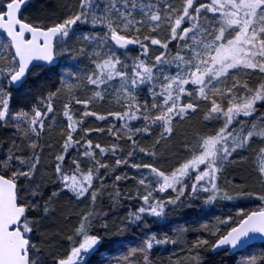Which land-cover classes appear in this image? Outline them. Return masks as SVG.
Here are the masks:
<instances>
[{
    "label": "snow or ice",
    "instance_id": "6c2138e0",
    "mask_svg": "<svg viewBox=\"0 0 264 264\" xmlns=\"http://www.w3.org/2000/svg\"><path fill=\"white\" fill-rule=\"evenodd\" d=\"M0 129V264H264V0H0Z\"/></svg>",
    "mask_w": 264,
    "mask_h": 264
},
{
    "label": "trees",
    "instance_id": "16d2710c",
    "mask_svg": "<svg viewBox=\"0 0 264 264\" xmlns=\"http://www.w3.org/2000/svg\"><path fill=\"white\" fill-rule=\"evenodd\" d=\"M90 123L93 126H97L94 121H90ZM100 126H103V125H100ZM9 135H11L10 130L0 129V141H6V138ZM229 178H231V176H229ZM218 212L219 210H217V214ZM120 214L123 215V211H121ZM194 216H195V213L189 212L187 215L184 216V219H180L179 222L183 224L184 220H191ZM173 219H178V217H173ZM56 228H57V225L55 223H51L49 225L50 230H55ZM161 230H165V229H161ZM38 238L39 237L37 236V239ZM189 239H194V236L190 235ZM173 251L174 250L170 246L167 248V250H165L164 248H158L156 250V259L159 261V264H167L168 259ZM112 254L115 255L116 253H112Z\"/></svg>",
    "mask_w": 264,
    "mask_h": 264
}]
</instances>
